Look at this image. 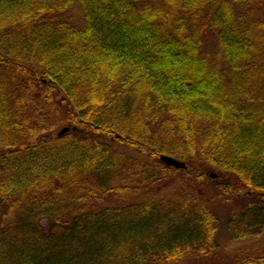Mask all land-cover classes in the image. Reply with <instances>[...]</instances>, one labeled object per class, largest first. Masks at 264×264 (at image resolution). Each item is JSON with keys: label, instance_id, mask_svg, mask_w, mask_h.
I'll list each match as a JSON object with an SVG mask.
<instances>
[{"label": "trees", "instance_id": "trees-1", "mask_svg": "<svg viewBox=\"0 0 264 264\" xmlns=\"http://www.w3.org/2000/svg\"><path fill=\"white\" fill-rule=\"evenodd\" d=\"M224 196L264 239V0H0V264H176Z\"/></svg>", "mask_w": 264, "mask_h": 264}, {"label": "rangeland", "instance_id": "rangeland-1", "mask_svg": "<svg viewBox=\"0 0 264 264\" xmlns=\"http://www.w3.org/2000/svg\"><path fill=\"white\" fill-rule=\"evenodd\" d=\"M62 127L58 129V132L62 130ZM178 176L181 175L178 173L176 177ZM211 185L212 182H210L209 185L205 184V187H210ZM177 187H181L185 190V192H194L195 194H199L201 190L204 192V187L201 189L198 185H191L189 181H182L180 178H177L176 181H173V183H171L169 187L165 190H163L162 188L161 192H167L172 194L175 192ZM107 199L108 200H106V202L109 203L115 204L121 202L120 199H117L115 197ZM245 206V202L238 197L229 198L224 196L221 198L218 197L217 199H214L212 202V206L210 207L214 210V212L220 219V228L218 230L216 238L217 247L215 249H212L207 254H199L195 252L187 253L181 260L177 261L176 264H233L234 255L238 254V252H246L247 250L256 248V246L264 243V239L256 237L235 240H232L230 238V233L228 232L227 228V222L233 217L235 212L239 213L243 211ZM162 264L169 263L164 262Z\"/></svg>", "mask_w": 264, "mask_h": 264}, {"label": "water", "instance_id": "water-1", "mask_svg": "<svg viewBox=\"0 0 264 264\" xmlns=\"http://www.w3.org/2000/svg\"><path fill=\"white\" fill-rule=\"evenodd\" d=\"M69 131V127H64L60 132H59V135H62L64 134L65 132ZM161 160L163 163H165L167 166H171V167H175V168H182V169H186L187 168V164L185 161L179 159V158H176V157H173L171 155H168V154H162L161 155ZM211 175L213 177H217V174L212 172Z\"/></svg>", "mask_w": 264, "mask_h": 264}]
</instances>
